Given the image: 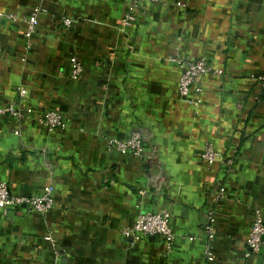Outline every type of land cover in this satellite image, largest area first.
<instances>
[{
  "label": "crops",
  "instance_id": "1",
  "mask_svg": "<svg viewBox=\"0 0 264 264\" xmlns=\"http://www.w3.org/2000/svg\"><path fill=\"white\" fill-rule=\"evenodd\" d=\"M130 1L0 0L14 17L0 23V105L30 109L19 121L0 116V180L20 195L50 185L53 199L44 213L0 208V264H205L207 245L208 264H264V248L246 243L255 208L264 219V95L251 78L264 71V0H158L126 26ZM171 56L225 75L197 77L179 95ZM49 109L61 125L37 122ZM133 131L142 156L108 148ZM208 143L212 161L201 157ZM159 210L170 215V246L120 234Z\"/></svg>",
  "mask_w": 264,
  "mask_h": 264
},
{
  "label": "built area",
  "instance_id": "2",
  "mask_svg": "<svg viewBox=\"0 0 264 264\" xmlns=\"http://www.w3.org/2000/svg\"><path fill=\"white\" fill-rule=\"evenodd\" d=\"M158 0H131L127 5L122 18L123 25L130 26L137 21V10L139 5L145 3L156 2ZM180 4V2H177ZM38 7H33L27 17H25V35L34 29L37 23ZM13 15L0 11V23L5 19H13ZM62 24L67 26L70 24V19L62 18ZM171 60L177 63L180 69V76L178 81V93L179 95L186 96L189 94L194 80L197 77L209 76H224L225 71L222 68L216 67L204 59H184L171 56ZM82 72V65L78 58L72 54L69 56V74L71 79H76ZM252 80L257 84L258 93L264 95V71L252 75ZM194 88V97L192 103L198 105L201 102L202 86L198 85ZM25 90L23 88L17 89L19 96L24 95ZM30 111L29 107H19L11 103L0 105V116H7L19 121L24 117L26 113ZM36 120L38 123L44 125L47 128H53L61 125L62 118L57 111L45 110L37 114ZM18 130L14 129L13 133L17 134ZM108 148L110 150L117 151L121 154H134L142 156L144 153V146L142 140V134L139 131H133L125 139H110L108 140ZM218 153L213 149L211 144L204 146L201 157L205 161H212L217 157ZM228 162L231 159H227ZM52 187L45 185L41 188L40 192L30 195L13 194L9 191L7 185L0 180V208H17L22 205L27 207L28 210L35 213H44L52 206ZM169 213L166 210L159 211H143L138 214L136 219L131 225L125 226L121 229L120 234L124 237L136 238L139 236H156L163 239L168 246L174 238V233L169 223ZM213 221L212 213H209V222L205 225V229L211 231V223ZM208 237L211 238L212 234L209 233ZM43 239L51 241L49 235H44ZM246 243L252 250H258L264 248V219L258 208L253 211V219L248 235L246 237ZM205 255L207 262L212 259L211 246L207 245L205 248ZM19 264V263H12ZM149 264H163L162 262H150Z\"/></svg>",
  "mask_w": 264,
  "mask_h": 264
}]
</instances>
